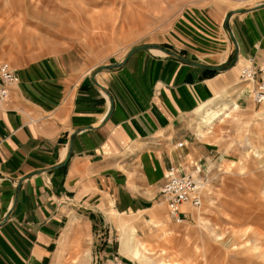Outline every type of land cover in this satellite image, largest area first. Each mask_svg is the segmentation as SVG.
Here are the masks:
<instances>
[{
	"label": "crops",
	"instance_id": "1",
	"mask_svg": "<svg viewBox=\"0 0 264 264\" xmlns=\"http://www.w3.org/2000/svg\"><path fill=\"white\" fill-rule=\"evenodd\" d=\"M225 13L197 10L191 24L179 23L176 35L144 43L220 64L231 50L222 27ZM229 24L239 56L227 70L211 71L141 49L122 66L95 74L113 98L107 119L109 99L91 82L90 73L96 66L120 62L131 47L85 71L58 57L12 67L18 82L0 100V264L82 260L74 256L75 247L84 246L89 236L99 241L101 225L128 230L137 220L134 215L147 221L162 218L160 189L166 171L177 167L189 173L213 154L212 142L203 139L196 125L197 112L207 105L241 109L250 103L245 92L251 83L239 80L236 71L264 60V7L236 13ZM77 129L65 165L25 178L14 209L2 221L19 178L62 161ZM108 243L102 264H129ZM124 251L133 249L123 246Z\"/></svg>",
	"mask_w": 264,
	"mask_h": 264
},
{
	"label": "rangeland",
	"instance_id": "2",
	"mask_svg": "<svg viewBox=\"0 0 264 264\" xmlns=\"http://www.w3.org/2000/svg\"><path fill=\"white\" fill-rule=\"evenodd\" d=\"M256 1L0 0V61L18 68L58 57L85 71L130 47L176 35L179 23L191 24L197 10L222 16ZM250 87L249 105H207L196 114L200 134L214 146L210 159L189 172L203 184L200 207L187 206L180 223L169 219L163 203L159 220L137 214L128 230L103 224L99 241L89 236L75 247L82 260L58 264H102L107 241L129 264H264V101L253 103Z\"/></svg>",
	"mask_w": 264,
	"mask_h": 264
},
{
	"label": "built area",
	"instance_id": "3",
	"mask_svg": "<svg viewBox=\"0 0 264 264\" xmlns=\"http://www.w3.org/2000/svg\"><path fill=\"white\" fill-rule=\"evenodd\" d=\"M241 81L251 83L250 97L253 103L264 101V60L259 66L251 63L244 65L239 72ZM18 82V76L6 61H0V100L9 92V88ZM160 193L167 207L169 218L180 223L185 218L184 205L198 208L202 204L203 184L192 174L183 173L174 167L167 170Z\"/></svg>",
	"mask_w": 264,
	"mask_h": 264
},
{
	"label": "water",
	"instance_id": "4",
	"mask_svg": "<svg viewBox=\"0 0 264 264\" xmlns=\"http://www.w3.org/2000/svg\"><path fill=\"white\" fill-rule=\"evenodd\" d=\"M259 7H264V2L262 3H259L257 5H252V6H249V7H242V8H236V9H230L228 10L225 15H224V18H223V22H222V27H223V30L224 32L226 33L227 35V38L228 40L230 41V44H231V50L227 56V58L220 64H206V63H202V62H199V61H194V60H191L189 58H186L180 54H178L177 52L161 45V44H158V43H143V44H138L136 46H133L131 47L127 53L125 54V56L122 58V60L120 62H117V63H113V64H102V65H99V66H96L90 73V80L91 82L97 86L100 90H102V92H104L108 99H109V110L105 116L104 119H107L109 117V115L111 114L112 110H113V98L111 96V94L109 93L108 90H106L103 86H101L100 84L97 83V81L95 80V74H97L98 72L100 71H104V70H113V69H116L120 66H122L124 64V62L127 60V58L132 54L134 53L135 51L137 50H141V49H158V50H161L163 53L167 54V55H171V56H174L176 57L177 59H179L180 61L186 63V64H189V65H193V66H196V67H199V68H203V69H207V70H211V71H224V70H227L229 68H231L232 66H234L238 60V56H239V48H238V43L235 39V36L231 30V27H230V24H229V21H230V18L232 15L236 14V13H243L247 10H250V9H253V8H259ZM84 128H92V126H85ZM82 129V128H81ZM81 129H77L75 130L70 138H69V144H68V150H67V153L65 155V158L58 162L57 164H54L50 167H47V168H44V169H37V170H33L25 175H23L22 177L19 178V180L17 181L16 183V187H15V196H14V199H13V204L11 206V208L7 211V213L5 214L4 218L2 221H6L8 219V217L10 216L12 210L14 209L15 207V204H16V200H17V195H18V191H19V187H20V184L21 182L33 175V174H36V173H41V172H47V171H50V170H54V169H57V168H60L62 166L65 165L66 161L68 160V158L70 157L71 155V152H72V145H73V141H74V137L75 135L81 130Z\"/></svg>",
	"mask_w": 264,
	"mask_h": 264
},
{
	"label": "bare ground",
	"instance_id": "5",
	"mask_svg": "<svg viewBox=\"0 0 264 264\" xmlns=\"http://www.w3.org/2000/svg\"><path fill=\"white\" fill-rule=\"evenodd\" d=\"M155 50H158V49H155ZM159 51H161V50H159ZM162 52V51H161ZM163 53V52H162Z\"/></svg>",
	"mask_w": 264,
	"mask_h": 264
}]
</instances>
